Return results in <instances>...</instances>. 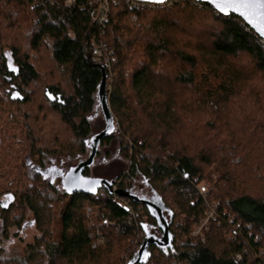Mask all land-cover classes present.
Wrapping results in <instances>:
<instances>
[{"label":"trees","instance_id":"1","mask_svg":"<svg viewBox=\"0 0 264 264\" xmlns=\"http://www.w3.org/2000/svg\"><path fill=\"white\" fill-rule=\"evenodd\" d=\"M66 1L0 0V264H131L163 239L142 205L63 191L104 131V76L115 132L100 146L128 164L111 184L144 185L168 223L170 245L139 264H264V41L190 0H117L103 27L90 0ZM27 224L35 238L10 256Z\"/></svg>","mask_w":264,"mask_h":264},{"label":"water","instance_id":"2","mask_svg":"<svg viewBox=\"0 0 264 264\" xmlns=\"http://www.w3.org/2000/svg\"><path fill=\"white\" fill-rule=\"evenodd\" d=\"M140 5H154L163 6L174 0H165L164 3H157L156 0H130ZM207 6L223 17L235 16L241 19L247 27L256 33L264 41V0H190ZM106 76L103 77L102 83L99 88L98 100L105 123V129L101 134L95 136L91 144V154L89 160L80 163L78 166L69 170L62 180L63 191L69 195L74 196L77 194L97 196L101 189H105L112 195L131 200L132 202L142 205L147 209L153 211L158 218L163 228V239L157 240L155 237H148L140 249L139 259L135 263L139 264L142 261L144 251L147 245L168 247L170 245V234L168 231V223L162 215L159 204L148 200L137 199L135 196L116 191L115 187L106 181L98 179H90L84 176L85 169L91 168L94 165L95 158L98 153L100 143L110 137L115 132V120L111 113L109 102L106 94Z\"/></svg>","mask_w":264,"mask_h":264},{"label":"rangeland","instance_id":"3","mask_svg":"<svg viewBox=\"0 0 264 264\" xmlns=\"http://www.w3.org/2000/svg\"><path fill=\"white\" fill-rule=\"evenodd\" d=\"M102 122L103 119L101 118V120L98 121V124L101 126ZM106 152H108V147L105 145L100 146L98 151V154L100 155L96 156L94 165L89 168L90 170L88 177L90 179H98L111 183L119 173H122L123 170H126L128 168V164L124 162L115 153V151H112V156H106ZM73 163L74 166H76L79 162L74 161ZM138 189V196L143 197V200H148L149 198V201L151 200L152 196L144 185L140 188L138 187ZM61 208L63 207L61 206ZM57 218H60V216L58 215ZM35 236L36 235L33 226L31 224H27L20 234L21 242L12 240L8 244H6L5 247L7 248L8 254L13 257L21 255L25 246L31 244ZM83 253L84 250L82 249V247H76L73 249H67L65 251V256L69 262H72L79 260L80 255Z\"/></svg>","mask_w":264,"mask_h":264},{"label":"built area","instance_id":"4","mask_svg":"<svg viewBox=\"0 0 264 264\" xmlns=\"http://www.w3.org/2000/svg\"><path fill=\"white\" fill-rule=\"evenodd\" d=\"M78 0H67L66 5L67 6H73L76 4ZM117 0H90L91 5L93 6V14L92 19L95 23H97L99 26L103 27L108 22L109 13H110V7L111 5L115 4ZM129 6L134 8L136 5H139L133 1L125 0ZM154 6V5H149ZM105 50L102 46H100L98 43H93V53L92 58L96 61L101 62L105 66H109L110 62L109 59L104 57ZM111 55V53H109ZM110 90V88H109ZM213 215L208 214L206 219L201 223L200 227L196 230V232L193 234V237L201 236V233L203 230H208L209 221L212 219ZM100 245H103L102 241H99Z\"/></svg>","mask_w":264,"mask_h":264},{"label":"flooded vegetation","instance_id":"5","mask_svg":"<svg viewBox=\"0 0 264 264\" xmlns=\"http://www.w3.org/2000/svg\"><path fill=\"white\" fill-rule=\"evenodd\" d=\"M100 115H101V118L103 119V117H102V113H100ZM103 121H104V120H103ZM104 129H105V123H104V128H103V130H104ZM113 134H114V133H113ZM111 136H112V135H111ZM111 136H110V137H111ZM99 148H100V147H99ZM99 148H98V150H99ZM78 165H79V164H78ZM78 165H76V166H78ZM76 166H75V167H76ZM144 197H145V196H144ZM136 198H137V197H136ZM141 198H143V197H140V196H139L137 199H141ZM149 199H150V198H149ZM149 199H148V201H149ZM141 200H143V199H141ZM152 200H153V198H151L150 201H152Z\"/></svg>","mask_w":264,"mask_h":264},{"label":"snow or ice","instance_id":"6","mask_svg":"<svg viewBox=\"0 0 264 264\" xmlns=\"http://www.w3.org/2000/svg\"><path fill=\"white\" fill-rule=\"evenodd\" d=\"M157 3H164L165 0H156Z\"/></svg>","mask_w":264,"mask_h":264}]
</instances>
